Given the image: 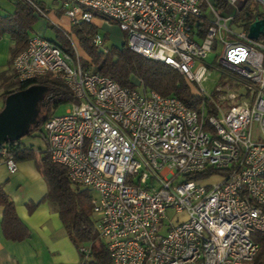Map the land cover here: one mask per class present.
Listing matches in <instances>:
<instances>
[{"label":"built area","instance_id":"2783aa9c","mask_svg":"<svg viewBox=\"0 0 264 264\" xmlns=\"http://www.w3.org/2000/svg\"><path fill=\"white\" fill-rule=\"evenodd\" d=\"M23 1L48 16L35 0ZM238 1L61 0L72 26L97 18L119 23L133 52L184 77L196 108L175 95L121 85L94 71L92 60L84 66L64 30L75 56L30 35L13 60L19 81L51 74L76 99L41 128L52 162L92 192L94 227L113 264H252L259 252L264 33L252 38L249 28L264 18V0H255V9L251 0ZM93 43L106 50L99 32ZM219 47L221 76L209 92L203 82L213 65L206 58ZM0 164L19 169L11 141L0 145ZM208 170L222 180L189 178ZM80 250L89 256L92 245Z\"/></svg>","mask_w":264,"mask_h":264},{"label":"trees","instance_id":"16d2710c","mask_svg":"<svg viewBox=\"0 0 264 264\" xmlns=\"http://www.w3.org/2000/svg\"><path fill=\"white\" fill-rule=\"evenodd\" d=\"M15 3L14 14L0 16V37L4 33H9L13 42L10 49L12 63L15 56L27 47L30 37L29 30L35 19V10L29 3L23 0H17ZM73 30L78 35L81 46L92 59L94 71L110 76L121 85L138 89L141 85L144 90H156L162 95H175L189 106L198 107L199 99L192 94L184 77L176 69L164 62L133 52L127 43L114 50L101 49L93 43V37L98 32L94 23L82 22L73 26ZM53 42L75 56L73 45L65 36L59 34V41L54 40ZM85 63L86 66L89 65L87 61ZM32 82H39L49 87L50 98L46 103L49 110L33 128L29 129L26 135L31 134L33 130L41 129L46 119L52 115L50 109L52 104L57 107L61 103L76 101L63 80L51 74L26 82L17 79V89ZM11 145L17 160L36 159L38 168L48 183V192L44 199L56 205L69 235L75 242L92 244L91 255L94 257L92 263L113 264L107 245L100 242L95 246L100 238L94 227L90 190L71 182L66 168L52 162L48 151H45L39 158L33 148L24 143L22 139L11 141ZM214 172V170H208L194 176L190 175L189 178H204ZM0 205L4 208L2 227L5 236L12 240L28 238L30 230L18 216L14 202L1 184ZM36 206L34 203L28 204L29 211H34ZM254 238L260 248L252 264H264V232L256 233Z\"/></svg>","mask_w":264,"mask_h":264},{"label":"crops","instance_id":"0c3cea01","mask_svg":"<svg viewBox=\"0 0 264 264\" xmlns=\"http://www.w3.org/2000/svg\"><path fill=\"white\" fill-rule=\"evenodd\" d=\"M15 11L6 13L12 15ZM35 15V12H34ZM66 16V15H65ZM72 25V24H71ZM13 45L11 35L4 33L0 37V112L6 106L7 95L17 90L16 74L10 61ZM45 148L33 151L40 158L47 151V142L43 136ZM19 169L10 172L0 164V184L14 202L20 219L30 230V236L24 240L8 239L3 231L4 208L0 205V264H93V255H84L80 247L91 243H77L69 235L54 203L45 200L48 183L38 168L36 159L18 160ZM36 204L30 212L28 204Z\"/></svg>","mask_w":264,"mask_h":264},{"label":"rangeland","instance_id":"374dc122","mask_svg":"<svg viewBox=\"0 0 264 264\" xmlns=\"http://www.w3.org/2000/svg\"><path fill=\"white\" fill-rule=\"evenodd\" d=\"M40 6L46 8L48 11V16H42L37 11H35V19L32 24V28L29 30L30 35H40L50 40L59 41V34L61 36L68 37L63 32H70V36L74 40L80 58L83 62V65L86 66L85 61L92 60L90 56L85 52L83 47L80 44L78 35L74 32L73 26L71 25L70 18L65 16L64 10L62 8L61 0H35ZM245 0H239L238 3L241 5ZM257 2L255 0L250 1V8L255 9L257 7ZM259 9L261 5H259ZM16 11V3L14 0H0V16ZM227 13L233 14L234 12L228 10ZM94 24L97 26V31L103 37V46L106 50H114L121 48L124 43L128 44V34L123 31L119 23L107 19L97 18L94 21ZM241 30V28H237ZM59 33V34H58ZM69 40V39H68ZM70 41V40H69ZM71 42V41H70ZM10 50V48H9ZM222 53L221 47L217 50L212 51L208 54L206 62L213 65V68L210 69L207 80L203 82V86L209 91L213 92L215 87L219 84V79L221 72L218 70L219 65L217 64L216 57L220 56ZM94 70V68H93ZM139 89H142L141 85L138 86ZM214 94V93H212ZM15 97H27L30 99V114L26 116L23 128L31 129L38 122V120L45 116L48 113L49 108L47 107V100L50 98V89L48 86L39 83L32 82L25 87H21L15 91H11L6 100L10 101ZM72 106L70 102L61 103L57 107L52 104L50 107L52 115H62L67 112V110ZM255 134L258 132V125H255ZM260 134V132H259ZM22 141L28 145H33L36 151H41L38 148H45V143L43 139L42 128L38 130H33L31 134L26 135L22 138ZM222 180V175L214 174L203 179L204 183H214ZM91 192V191H90ZM92 193V192H91ZM173 214V212H169ZM100 242L106 244L107 240L101 238L95 246Z\"/></svg>","mask_w":264,"mask_h":264},{"label":"water","instance_id":"95a60500","mask_svg":"<svg viewBox=\"0 0 264 264\" xmlns=\"http://www.w3.org/2000/svg\"><path fill=\"white\" fill-rule=\"evenodd\" d=\"M261 33H264V18L255 20L249 28L252 38H258ZM29 114V98L15 97L6 102L5 108L0 112V145L26 136L29 129H24L23 123Z\"/></svg>","mask_w":264,"mask_h":264}]
</instances>
